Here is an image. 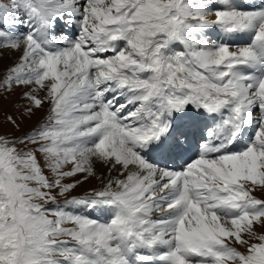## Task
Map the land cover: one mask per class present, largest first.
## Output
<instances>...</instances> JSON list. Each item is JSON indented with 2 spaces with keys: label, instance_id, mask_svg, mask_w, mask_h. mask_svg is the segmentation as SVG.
Here are the masks:
<instances>
[{
  "label": "snow or ice",
  "instance_id": "1",
  "mask_svg": "<svg viewBox=\"0 0 264 264\" xmlns=\"http://www.w3.org/2000/svg\"><path fill=\"white\" fill-rule=\"evenodd\" d=\"M5 52L0 264H264V0H0Z\"/></svg>",
  "mask_w": 264,
  "mask_h": 264
},
{
  "label": "rangeland",
  "instance_id": "2",
  "mask_svg": "<svg viewBox=\"0 0 264 264\" xmlns=\"http://www.w3.org/2000/svg\"><path fill=\"white\" fill-rule=\"evenodd\" d=\"M18 56L19 53L14 55H9L6 53L3 57H0V73H3L9 65L13 64L17 60ZM23 91L24 89H17L9 96L7 100H4L2 97H0V105H2V108H0V131L10 135L14 133L12 127L3 122V118L8 114L18 116L17 105L23 103V101L20 99ZM46 108L47 106H45V110ZM45 110L37 112L31 120L25 121L21 131H26L27 129L32 128L37 123H39L45 116ZM14 134L19 136L21 132H15ZM100 176H103L106 179L107 169L101 165H97V176L89 178L86 182L78 185L73 191L72 195L91 193L93 190L101 188L102 185L99 179ZM257 195L260 196V198H264V194L258 193ZM256 230L258 233L264 234V228L257 226Z\"/></svg>",
  "mask_w": 264,
  "mask_h": 264
},
{
  "label": "bare ground",
  "instance_id": "3",
  "mask_svg": "<svg viewBox=\"0 0 264 264\" xmlns=\"http://www.w3.org/2000/svg\"><path fill=\"white\" fill-rule=\"evenodd\" d=\"M7 52H5V54H6Z\"/></svg>",
  "mask_w": 264,
  "mask_h": 264
}]
</instances>
